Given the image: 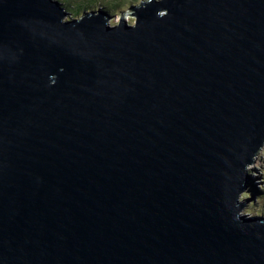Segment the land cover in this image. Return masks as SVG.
Masks as SVG:
<instances>
[{
  "label": "water",
  "instance_id": "obj_1",
  "mask_svg": "<svg viewBox=\"0 0 264 264\" xmlns=\"http://www.w3.org/2000/svg\"><path fill=\"white\" fill-rule=\"evenodd\" d=\"M130 9L0 0V264H264V0Z\"/></svg>",
  "mask_w": 264,
  "mask_h": 264
},
{
  "label": "rangeland",
  "instance_id": "obj_2",
  "mask_svg": "<svg viewBox=\"0 0 264 264\" xmlns=\"http://www.w3.org/2000/svg\"><path fill=\"white\" fill-rule=\"evenodd\" d=\"M71 1V0H70ZM111 9L118 8L115 3L118 2V0H105ZM132 1V0H130ZM142 0H138L136 2H131V4H127V6H124V9L121 10V12L113 11L110 12L111 16V23L117 22L120 20L121 17H125L129 23H132L134 21L133 12L130 9L131 5H137ZM76 3V2H75ZM96 4V3H95ZM102 4L98 2L97 4L89 8L90 9H99ZM98 7V8H97ZM130 18V19H129ZM133 20V21H131ZM247 173L249 176V180L247 181V186L245 191L242 193L241 199L245 202V205L242 209V212H246L249 214H264V145L259 149L255 157L253 158V162L248 165ZM257 187L259 190H251V186ZM254 188V187H253ZM252 193L255 195L253 196Z\"/></svg>",
  "mask_w": 264,
  "mask_h": 264
},
{
  "label": "trees",
  "instance_id": "obj_3",
  "mask_svg": "<svg viewBox=\"0 0 264 264\" xmlns=\"http://www.w3.org/2000/svg\"><path fill=\"white\" fill-rule=\"evenodd\" d=\"M61 3L67 8V12L69 14H71L73 17L74 16H78L82 13V11L84 9H86L87 7L91 6H95L97 4V0H60ZM138 0H118V2L115 3V5L118 7V8H115V9H111L109 8L107 2L105 0H98V2H100L102 5L101 6H98V7H102L103 9H105L108 14H110V12L112 13L113 11H116V12H121V10L124 9V6H127V4H131V2H136ZM76 2V3H75ZM96 3V4H95ZM132 6V5H131ZM135 18V16H132ZM130 19V18H129ZM133 21V20H131ZM254 187V188H253ZM251 190L255 191V190H259L257 187H255L254 185L251 186ZM260 192V190H259Z\"/></svg>",
  "mask_w": 264,
  "mask_h": 264
},
{
  "label": "clouds",
  "instance_id": "obj_4",
  "mask_svg": "<svg viewBox=\"0 0 264 264\" xmlns=\"http://www.w3.org/2000/svg\"><path fill=\"white\" fill-rule=\"evenodd\" d=\"M140 2H141V1H140ZM64 7H65V6H64ZM93 7H94V6H93ZM89 8H91V6L87 7L86 9L89 10ZM97 8H98V7H97ZM100 8H102V7H100ZM65 9L67 10L66 7H65ZM86 9H84V10H86ZM102 9H103V8H102ZM84 10H83V11H84ZM94 10H98V9H94ZM83 11H82V12H83ZM70 15H71V14H69V16H70ZM71 16H72V15H71ZM110 21H111V20H110ZM118 21H119V20H118ZM118 21H117V22H118ZM114 23H115V22H114Z\"/></svg>",
  "mask_w": 264,
  "mask_h": 264
}]
</instances>
